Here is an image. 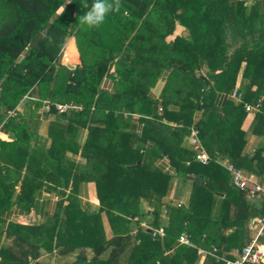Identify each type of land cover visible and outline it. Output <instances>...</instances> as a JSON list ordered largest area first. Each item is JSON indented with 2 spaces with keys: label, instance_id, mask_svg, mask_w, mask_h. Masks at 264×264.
I'll return each mask as SVG.
<instances>
[{
  "label": "trees",
  "instance_id": "16d2710c",
  "mask_svg": "<svg viewBox=\"0 0 264 264\" xmlns=\"http://www.w3.org/2000/svg\"><path fill=\"white\" fill-rule=\"evenodd\" d=\"M92 3L0 0V108H16L32 88L40 87L47 94L43 99L53 104L75 102L87 112H106L104 125L91 126L82 151L75 142L79 125L72 127L66 115L67 126L50 124L47 150L32 145L37 135L28 123L8 121L14 139L0 146V264H42L43 253L64 248L70 254L77 243L82 249L91 246L95 254L88 260L81 251L80 264H198L199 250L213 248L233 260L231 251L240 252L252 242L248 225L256 217L264 218V203L254 209L218 159L264 183V147L249 152L243 130L248 114L244 103L263 99L262 112L255 114L254 135L264 137V0H119V8L101 25L89 27L81 17ZM179 26L187 35L167 41ZM71 37L78 40L82 60L73 71L58 66ZM111 65L118 79L114 93H106L100 84ZM166 73L160 96L164 112L158 116V102L149 91ZM239 79L243 103L229 100L218 106L217 97L237 90ZM52 111L57 112L55 107ZM198 112L200 141L212 158L207 165L184 147ZM136 113L147 117L137 138L120 125L125 114ZM165 119L177 125L169 126ZM143 139L154 143L151 155H167L183 181L195 178L188 209L174 207L165 226L158 215L150 228L141 225L150 215L142 212L148 194H166L170 182V176L146 161L135 146ZM71 152H81L87 164L70 160ZM90 181L97 186L101 212L114 231L109 242H97L102 237L96 231L102 228V213L86 214L74 192L79 183ZM44 186L59 193L72 187L63 211L41 224L9 223L6 235L12 243L2 247V213L18 202L33 203ZM215 195L226 197V207L236 202V213L213 219L209 211ZM159 227L166 236L154 239L151 229ZM231 228L233 233L225 235ZM184 232L192 246L178 242ZM108 249L109 259L100 260ZM170 251L174 252L166 256ZM204 264L225 263L207 256Z\"/></svg>",
  "mask_w": 264,
  "mask_h": 264
},
{
  "label": "crops",
  "instance_id": "0c3cea01",
  "mask_svg": "<svg viewBox=\"0 0 264 264\" xmlns=\"http://www.w3.org/2000/svg\"><path fill=\"white\" fill-rule=\"evenodd\" d=\"M181 35H187L186 29L182 26H179L175 32L174 35L169 36L167 38V41H173L177 36ZM66 53H62V56L60 57L58 61V66H64L68 70H75L77 67L82 66V60H81V53L80 48L78 46V40L75 37H71L65 47ZM64 49V50H65ZM66 54V55H65ZM116 68L114 65H111L108 69V74L102 79V82L100 84V90L106 93H114L116 89V82L118 77L116 76V73L114 74ZM167 73L164 74L156 83L155 85L150 89L149 94L153 100H156L158 104L156 105V113L158 116H161L164 112L160 111V108L163 109V107L160 105L161 102V93L165 86ZM241 84V79L238 81V88ZM0 85H2V82H0ZM233 94V93H232ZM230 95H219L217 97L216 103L218 106H224L226 102L229 100L235 101ZM47 96V94L44 92V90L40 87H35L30 90L29 93H27L23 98L21 99L16 108L14 109H7V108H0V146L1 142H11L14 139V135L10 129L7 128V123L5 124L6 118H8L9 112L16 111V115L12 120L17 119V121H21L22 123H28L31 128L34 129L37 135L32 142V145L34 146H40L43 147L45 150L48 149L50 146V139H49V126L53 122L61 123V124H67L68 125V119H64L63 116L66 115L72 120L71 126L75 128L76 125H79L77 127V132L75 133V142L78 146H80V151H82L83 146L88 140L89 137V131L93 124H99L104 125L106 122V112L103 110H97L95 108L89 109L87 112V109H84V107L80 104H76L75 102L67 103V104H73L76 106L82 107L81 110H74L68 113L60 114L56 111H52L54 106H52L51 111L48 112L45 104L46 101H49V99H43L44 96ZM236 102V101H235ZM52 103V102H51ZM53 104V103H52ZM57 104V103H55ZM53 104V105H55ZM62 104V103H58ZM31 106L33 108H31ZM201 113H197L194 118V125L190 127L191 129H197V122L201 118ZM125 118L124 121L120 122V125L122 126V130L125 132H128L129 134H132L137 137L142 136V132L144 129V119L147 117H144L141 114H133L128 115L125 114L123 116ZM151 119V117H149ZM8 121H11L9 119ZM164 123H167L169 126L175 127L177 124L164 120ZM65 125V126H67ZM254 127H255V115L247 114L244 124H243V130L247 134L248 139V151L253 152L258 147H264V137H257L254 135ZM190 129V132H191ZM74 131V130H73ZM155 137H158L155 135ZM165 137L170 139L171 133L167 132L165 134ZM135 138V139H136ZM135 146L138 147L141 151V154L145 155L146 161L153 164L156 168L160 169L163 173L170 176V182L168 185V191L166 194H161L156 191H152L148 194V198L144 200V203L142 205V212L144 214H150L142 221L141 225L145 224L148 228H150L149 224L151 220H153L156 215H158L160 219V223L165 225H168L170 213L174 207H176L179 203H182L183 206H185L186 209H188L190 205V200L192 196L193 191V177H190L188 181H183L182 178H180L176 173L174 168L171 165V162L167 155H161V156H154L151 155V151L154 150V143L152 141H149V139H143L141 143H138L135 141ZM184 147L194 152L191 141H190V134L186 136L184 139ZM195 153V152H194ZM196 155V153H195ZM68 158L72 161H74L76 164L80 165H86L87 160L81 155V152L78 154L74 153H68ZM219 163L224 166L229 163L226 159H218ZM225 167V166H224ZM250 176H253L251 174H248ZM255 181L262 183L259 179H257L255 176H253ZM17 189L20 187L17 186ZM237 189V188H236ZM240 190V189H239ZM62 192V193H61ZM59 193V190H54L53 187L50 186H44L42 190L38 192V195L33 203H26V202H18L15 204L10 210L5 211L2 213V230L4 232L3 240L1 242V246L5 247L7 245H10L12 243V240L7 237L6 232L9 226V223L12 222H18L21 224H41L46 222L48 219L54 217L55 215L59 214L63 211V208L66 206L67 197L72 194L73 190L70 186L65 191H61ZM75 195L80 200V208L89 215H96L101 212V206L99 203L98 195H97V186L95 182H81L77 185L75 189ZM246 194L247 201L252 204L253 208H261L262 204L264 203V200L260 197L251 198L247 194L246 191H244ZM238 193L235 191L234 199L238 201L237 198ZM226 200V197L224 195H215L214 202L212 204V207L210 208L209 215L215 219L219 220L223 217L224 213L228 212L231 216H233L236 213V202H233L229 205V207H226L224 205V202ZM156 212V214L154 213ZM102 213V212H101ZM262 217H256L252 219L248 225V236L249 240L253 241L256 238V230L258 229V222L259 219ZM254 223V225H252ZM132 229H137L138 227L135 225ZM235 229L231 228L225 231V235H229L233 233ZM97 233L102 236L98 237V244L99 242H103L106 240V242H109L114 237V231L112 229V226L110 224L109 218L106 213H102V228L96 230ZM224 233V232H223ZM92 239H96L94 237L89 236ZM258 243L264 245V233L263 236H261L258 239ZM77 248L70 252V254H66L64 252V248H57L51 252H45L43 253V256L41 258L42 264H80L79 256L81 251L85 253L88 260H91L94 257V250L90 246L88 249H82L84 246H81L79 243H77ZM89 244V243H87ZM67 250V249H66ZM85 250V251H84ZM175 250V249H174ZM63 251V253L61 252ZM110 251L111 249L106 250L103 255L101 256V259L107 260L110 257ZM174 251H170L166 253V256L171 255ZM208 251L205 249L199 250L200 259L198 264H204L207 256H211L207 253ZM238 250L235 249L229 253V256H232L235 258V256L238 255ZM219 255V254H217ZM227 255V254H224ZM224 255H219L221 257H225ZM125 256L119 257L120 260H124ZM213 257L217 262H223L219 261L216 257ZM224 263V262H223Z\"/></svg>",
  "mask_w": 264,
  "mask_h": 264
},
{
  "label": "built area",
  "instance_id": "2783aa9c",
  "mask_svg": "<svg viewBox=\"0 0 264 264\" xmlns=\"http://www.w3.org/2000/svg\"><path fill=\"white\" fill-rule=\"evenodd\" d=\"M237 103H243L242 95L240 92L235 90L231 96ZM262 101L261 99L257 104L244 103V108L246 113L255 115L262 112ZM52 106L56 108L58 113L64 114L74 110H81L82 107L76 106L73 104H55L53 105L51 101H46L45 107L48 112L51 111ZM160 111H163L160 108ZM16 111L9 112L8 118H6L4 123H7L9 119L14 118ZM190 141L193 147L194 152L196 153V160L203 164L207 165L211 162L212 158L208 152L203 147L199 130L191 129L190 132ZM219 161V160H218ZM225 168L230 172L232 176L233 185L247 192L249 197L256 198L260 197L264 200V184H261L255 181L253 176H250L243 172L242 169L236 168L232 163L224 165ZM183 204L179 203L177 207H182ZM258 229L256 230V238L248 246H246L242 251L238 252V255L235 256L233 260L227 259L217 255V248H213V251L210 254L216 257L219 261H223L225 264H264V245L258 243V239L263 236L264 233V218L259 219ZM254 225V223L252 224ZM144 227H147L143 224ZM153 233V238H164L166 236V231L164 227H159L156 229H151ZM178 242L183 245H191V241L188 237V234L184 232L178 239ZM209 254V255H210Z\"/></svg>",
  "mask_w": 264,
  "mask_h": 264
},
{
  "label": "clouds",
  "instance_id": "9594fccd",
  "mask_svg": "<svg viewBox=\"0 0 264 264\" xmlns=\"http://www.w3.org/2000/svg\"><path fill=\"white\" fill-rule=\"evenodd\" d=\"M118 8L119 0H93L90 10L81 17V23L89 27H98L110 11Z\"/></svg>",
  "mask_w": 264,
  "mask_h": 264
},
{
  "label": "rangeland",
  "instance_id": "374dc122",
  "mask_svg": "<svg viewBox=\"0 0 264 264\" xmlns=\"http://www.w3.org/2000/svg\"><path fill=\"white\" fill-rule=\"evenodd\" d=\"M60 11H61V10H60ZM64 49H65V48L62 49V53H64V51H65V53H66V49H65V50H64ZM65 55H66V54H65ZM61 56H62V54H61ZM1 87H2V85H0V90L2 89ZM23 99H24V98H23ZM31 108H33V107L31 106ZM57 112H58V111H57ZM7 123H8V122H7ZM5 124H6V123H5ZM136 230H137V229H132L131 234L135 236V235L137 234ZM192 245H193V243H191V245H187V246H192ZM212 251H213V250H212ZM212 251H208L207 253L210 254V252H212ZM210 255H211V254H210ZM211 256H212V255H211Z\"/></svg>",
  "mask_w": 264,
  "mask_h": 264
}]
</instances>
